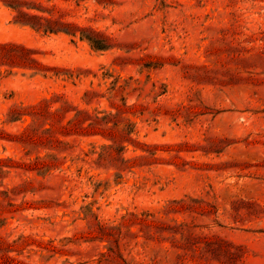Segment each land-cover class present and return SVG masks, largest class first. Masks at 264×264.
<instances>
[{
	"label": "rangeland",
	"instance_id": "1",
	"mask_svg": "<svg viewBox=\"0 0 264 264\" xmlns=\"http://www.w3.org/2000/svg\"><path fill=\"white\" fill-rule=\"evenodd\" d=\"M41 2L107 47L0 0V264H264V0Z\"/></svg>",
	"mask_w": 264,
	"mask_h": 264
},
{
	"label": "trees",
	"instance_id": "2",
	"mask_svg": "<svg viewBox=\"0 0 264 264\" xmlns=\"http://www.w3.org/2000/svg\"><path fill=\"white\" fill-rule=\"evenodd\" d=\"M6 5L11 7L16 12L17 21L23 25H28L35 30H42L45 33L64 32L75 36L79 32V38L87 40L93 48H106L105 45H97L93 43L92 38L85 34V29L79 28L76 24L65 22L61 17H52L50 14L51 7L45 6L41 0H3ZM50 8V9H49ZM30 10H34L32 12ZM3 46L5 44H2ZM13 47L29 53L34 52V49L24 47L20 44H12ZM29 60L41 65L36 59ZM47 67V66H45ZM48 69V67H47Z\"/></svg>",
	"mask_w": 264,
	"mask_h": 264
}]
</instances>
